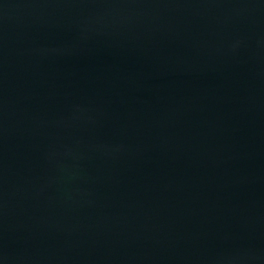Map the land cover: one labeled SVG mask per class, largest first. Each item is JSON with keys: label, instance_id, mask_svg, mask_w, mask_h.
Returning <instances> with one entry per match:
<instances>
[{"label": "water", "instance_id": "water-1", "mask_svg": "<svg viewBox=\"0 0 264 264\" xmlns=\"http://www.w3.org/2000/svg\"><path fill=\"white\" fill-rule=\"evenodd\" d=\"M0 264H264V0H0Z\"/></svg>", "mask_w": 264, "mask_h": 264}]
</instances>
